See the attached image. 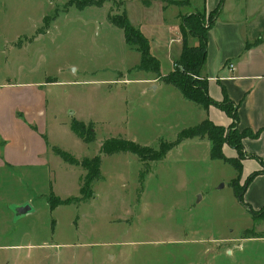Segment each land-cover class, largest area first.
Here are the masks:
<instances>
[{"label":"rangeland","instance_id":"rangeland-1","mask_svg":"<svg viewBox=\"0 0 264 264\" xmlns=\"http://www.w3.org/2000/svg\"><path fill=\"white\" fill-rule=\"evenodd\" d=\"M96 1L100 7L79 10L69 0H0V82L45 83L49 145L78 161L102 159L94 198L53 211L51 197L82 196L81 166L51 152L48 170L2 175L0 264H264V210L244 208L232 186H244L237 170L210 160L205 146L185 142L155 162L101 153L111 138L157 152L197 115L179 111L172 86L136 69L141 55L109 20L126 13L137 23L167 6L183 21L191 9L171 0ZM155 55L169 73L167 55ZM78 116L86 136H95L89 144L70 131ZM29 200L33 213L10 212L19 207L13 202Z\"/></svg>","mask_w":264,"mask_h":264},{"label":"crops","instance_id":"crops-1","mask_svg":"<svg viewBox=\"0 0 264 264\" xmlns=\"http://www.w3.org/2000/svg\"><path fill=\"white\" fill-rule=\"evenodd\" d=\"M171 1L182 2L189 7L191 9L189 15L202 13L209 17L212 12L221 7L220 12L214 17L212 28L207 34L208 54L200 77L206 80L211 99L221 104L230 101L237 105V128L241 132L248 129L257 135V137L243 139L245 158L242 160L241 171L237 172L238 177L243 181V185L253 174H259L245 188L243 204H241L246 210L245 205L250 206L255 212L263 211L264 0ZM137 2L146 3L150 0H138ZM160 8L161 16L154 15L149 18L146 14L137 23H133L131 17L129 20L150 40L153 55L162 52L167 55V60L171 61L172 64L169 72L171 73L174 71L175 61L182 55L184 48L183 21H180L182 14L175 11L171 13V9L167 6ZM157 34H160L161 37H157ZM191 38L193 40L190 45L197 46L198 38L192 36ZM157 57L159 58V56ZM169 73H162V76H168ZM156 79V82L164 85V88L168 89L170 88L168 86H172L179 92L172 91L173 96L171 97V100L177 99L179 101V111H192L197 115V124L184 128L198 126L205 120H210L214 125L224 128H229L232 125L233 118L218 106L204 108L197 105L186 99L175 86L162 82L157 76ZM47 84H55V81ZM45 86V83L32 81L28 83L0 82V189L4 185L1 182L4 173L20 172L27 176L29 174L33 176L36 171L49 169L51 152L58 156L55 149L59 148L49 145L48 141V104ZM153 88L161 89L160 86ZM194 105L197 108H194ZM75 119L79 122L84 120L80 116ZM51 120L59 123L58 127H62L58 115H51ZM69 128L72 131L71 126ZM185 142L191 143L196 148L205 146L209 153L208 158L211 160L212 145L207 138L186 139L177 148ZM223 152L227 158L238 156L237 150L228 145L224 146ZM3 201V194L0 193V203ZM13 203L18 204V206L26 205L20 201ZM28 203L31 206L34 202L29 200ZM10 212L13 215L16 214V212Z\"/></svg>","mask_w":264,"mask_h":264},{"label":"trees","instance_id":"trees-1","mask_svg":"<svg viewBox=\"0 0 264 264\" xmlns=\"http://www.w3.org/2000/svg\"><path fill=\"white\" fill-rule=\"evenodd\" d=\"M76 6L79 10L88 8L89 6H98L101 4L96 0H69L68 6ZM221 7L215 12H212L207 18L205 14L196 13L189 15L183 19V42L184 48L182 50V55L175 61L174 71L168 74V76H162L161 62L159 58L151 53V44L145 35L137 27L135 28L129 21L126 13L120 16L109 15V20L113 26L121 28L124 33V41L126 44L138 51L141 55L140 64L136 69L145 71L147 73H153L160 78L162 82L166 84H171L175 86L184 97L197 105H201L204 108L210 106H218L223 111H225L229 116L233 118V123L229 128H224L222 126L214 125L210 120H205L200 125L195 127L184 128L181 131L175 141H161L160 149L154 152L152 148L138 145L137 143L128 140L126 138H111L108 139L102 145V154L105 156L113 154H124L132 153L138 157L141 162L145 160L149 162L160 161L166 158L171 150L177 148L186 139L194 138H207L211 145V160H222L225 163L232 165L235 169L240 172L242 167V160L245 158L244 147L242 144L243 139L246 137H257L250 130L241 132L237 128L238 124V113L237 105L230 101L225 103H219L209 97L208 94V84L206 80L201 79L202 68L204 67L207 60V34L212 28L214 17L220 12ZM44 25L48 27L51 23L50 17H46L44 20ZM191 35L194 38H198L199 43L197 46H192L188 44V36ZM84 125L80 122H76L71 126V130L77 135L82 141L89 144L94 141L95 136L93 133L90 136H86L84 133ZM228 145L237 150L238 156L227 158L224 155V146ZM56 153L62 160L68 164L74 166H81L87 173L82 177V185L80 188V198H68L63 201L61 198L53 200L50 198L51 210H55L57 207L65 204H71L76 202L79 204L82 201H87L93 199L95 194L92 191V186L96 181L101 180V166L102 159L100 156H95L94 158H83L79 161L70 153L55 149ZM145 170L142 173L144 179ZM258 173L253 174L243 187H240L236 182H233L232 186L242 203L244 193L246 191L247 185L256 177ZM243 204V203H242ZM247 210L255 215V211L247 206Z\"/></svg>","mask_w":264,"mask_h":264},{"label":"water","instance_id":"water-1","mask_svg":"<svg viewBox=\"0 0 264 264\" xmlns=\"http://www.w3.org/2000/svg\"><path fill=\"white\" fill-rule=\"evenodd\" d=\"M14 212H16L18 217L33 213L31 206L28 204L15 208Z\"/></svg>","mask_w":264,"mask_h":264}]
</instances>
